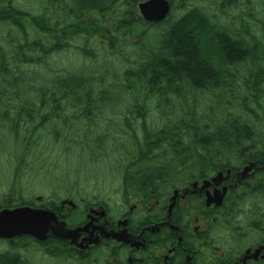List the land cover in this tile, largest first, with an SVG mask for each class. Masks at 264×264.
Segmentation results:
<instances>
[{"label": "trees", "instance_id": "16d2710c", "mask_svg": "<svg viewBox=\"0 0 264 264\" xmlns=\"http://www.w3.org/2000/svg\"><path fill=\"white\" fill-rule=\"evenodd\" d=\"M79 1L81 16L90 21L85 32L92 37L87 42L92 51L77 52L76 59L87 60L83 65L56 66L52 57L58 51L47 47L50 36L61 29L67 34L64 40L72 41L73 34L84 32L77 26V0H45L49 5L39 7L37 16L0 0L5 41L0 40V134L2 142L13 146L17 160L21 157L17 178L24 158L38 149L59 147L72 154L66 163L81 156L74 178L88 180L81 175L89 164L84 157L103 149L106 141L122 150L115 162L126 203L129 194L135 201L134 194L156 181L162 192L170 191L179 184L169 178L184 180L211 169L198 163L222 164L215 171L247 161L264 164V0L256 1L258 9L247 6L249 14L261 17L236 25L214 24L200 8L174 17L175 4L167 20L151 25L135 17L132 5L143 0H128L124 9L118 0ZM239 1L216 0L222 8L252 2ZM112 55L115 68L105 61L114 59ZM112 107L121 112L118 119L108 115ZM72 131L76 155L63 148ZM192 156L191 165L185 166ZM10 184L0 209L35 205L15 189L17 184ZM252 194H264V173L254 190L241 191ZM250 199H241L237 208L245 218ZM106 201L90 191L85 203L109 207ZM55 203L44 204L57 210ZM61 257L66 264L68 255Z\"/></svg>", "mask_w": 264, "mask_h": 264}, {"label": "flooded vegetation", "instance_id": "af4514ba", "mask_svg": "<svg viewBox=\"0 0 264 264\" xmlns=\"http://www.w3.org/2000/svg\"><path fill=\"white\" fill-rule=\"evenodd\" d=\"M167 1L171 7L178 2ZM76 4L77 26L84 32L73 34L72 41H66L67 34L60 29L57 36H50L49 50L74 54L92 51L87 44L92 37L85 32L90 21L80 14L81 2L77 0ZM105 14L108 21L112 20L110 12ZM250 163L255 166L242 177L240 172ZM188 165L191 164L185 166ZM197 166L211 169L184 180L169 178L179 184L170 191L162 192L156 181L134 194L135 201L130 200L131 194L127 203L120 197L114 208L86 205V199L65 195L57 210L47 209L54 212L56 222L45 240L31 236H25L26 241L22 240L24 237L0 240L6 244L0 245V264H40L46 259L64 264V254L68 255L66 264H264V194L241 195L247 187L254 190L264 173V164L247 161L241 166L224 165L216 171L213 168L222 164ZM219 173L224 179L215 185L212 179ZM218 194H222L220 203L214 201ZM245 198L252 201L249 211H243L247 218L239 210L240 201ZM43 202L42 197H36L35 205L30 207L46 209ZM22 241L25 245L16 244ZM36 255L40 257L32 259Z\"/></svg>", "mask_w": 264, "mask_h": 264}, {"label": "rangeland", "instance_id": "374dc122", "mask_svg": "<svg viewBox=\"0 0 264 264\" xmlns=\"http://www.w3.org/2000/svg\"><path fill=\"white\" fill-rule=\"evenodd\" d=\"M67 1V0H66ZM119 4L123 5L122 8H126L125 6H128L130 3L128 0H118ZM178 2L175 3V11L173 12L174 17L184 16L185 13H188L193 8H200L204 11L205 15L209 17V19L212 21V23H233V24H239L241 22H248L249 24H252L254 21L250 20L248 17H261L260 13L257 15L256 13H252L251 9H247V6L252 5V8L256 7V1L252 0L250 3L241 4V0L238 3V8H236V4H233L228 7L222 8L220 6V2H216V0H177ZM14 4H17L20 6L23 10H28L34 16L37 14V10L39 7H44L49 4H45V0H13ZM224 4V3H223ZM132 5V4H131ZM136 9V15L137 17V8L136 4L132 5ZM258 9V8H257ZM244 11V12H243ZM241 14V17L239 15ZM254 15V16H251ZM37 16V15H36ZM247 23V24H248ZM29 29V28H27ZM261 29V28H260ZM262 30L264 31V26H262ZM4 31L3 28L0 29V40L2 43H4V37H2V32ZM257 32V30H256ZM152 39V37H151ZM125 44V43H123ZM122 44V45H123ZM70 54H73V57H69ZM124 57H127L129 52L128 50H125ZM79 56L77 53H67V52H61L52 57V61H57L56 66H59L62 64H69L79 66L83 65L82 62H85L87 60H82L80 62L79 58L76 59V57ZM110 59H107L105 61H108L111 63L114 68L116 67V60L115 55H112ZM135 58L132 56L131 59ZM104 61V63H105ZM113 61V62H112ZM86 64V63H84ZM236 67L232 71L235 72ZM114 109V112L109 113L108 115H111L110 117H113L115 119H118V115H120V111L118 110V107H112ZM99 125V123H98ZM103 126V124H102ZM82 129V128H81ZM103 131L105 126L101 128ZM77 133V132H76ZM73 131L72 134L68 137H66V146H63V148L69 147L71 150H74L72 152L76 155L77 152V146L74 145V138ZM3 136L0 134V199L3 195H6L8 193V188L10 187V183H15L17 186L15 187L16 190L19 191V193L22 194L25 198L28 199H34L36 197H42L44 201L48 203H54L56 202V206L59 207V201L64 199L65 195H71L75 194L77 198H80L82 196L90 195V191L92 195L97 196L99 195V199L108 200L106 201L109 204L110 208H114L116 204L118 203V199H120V178H121V171L119 169H116V160L120 159V153L121 149L113 148L111 147V144L109 141H106V144L103 149H95L94 151H89L86 153L84 157V162L89 163L87 164L86 169L81 171V175L85 176L86 179H75L74 178V171L78 167V159H81V156L79 158H69V163H66V157L72 156V154H66V152H63L62 148L55 147L51 150H43L38 149L35 153L30 154L27 158H24V165L20 168L21 171L19 173L18 178L16 177V166L19 165V160L21 157L17 158L14 155V148L11 146L10 143H4L2 142ZM81 140V138H80ZM120 140H123L120 138ZM105 143V142H104ZM257 149V148H256ZM254 150V149H252ZM87 151V149H86ZM13 153V155H12ZM198 154V153H197ZM74 155V157H75ZM78 155V154H77ZM92 156V157H90ZM90 157V160L93 162H89L88 158ZM194 156L189 158L184 165L189 164L190 161H193ZM68 158V157H67ZM72 160V161H71ZM82 164V163H81ZM80 164V166H81ZM83 165V164H82ZM69 177H68V175ZM20 179V180H19ZM104 179H107L105 181ZM74 181V182H73ZM81 181H84L85 184L82 185ZM72 182V183H71ZM77 184L75 186V184ZM70 184H73V186L70 187ZM84 198V197H82ZM85 198V199H86ZM43 202V204L45 203ZM44 206L48 209L49 206ZM20 242V241H19ZM23 242V241H22ZM18 245H25V243H18ZM0 245H6L5 243L0 242ZM39 258V255L32 256V259ZM31 263H34L32 261ZM39 264V263H38ZM40 264H56V261L51 260H44V262H41Z\"/></svg>", "mask_w": 264, "mask_h": 264}, {"label": "water", "instance_id": "95a60500", "mask_svg": "<svg viewBox=\"0 0 264 264\" xmlns=\"http://www.w3.org/2000/svg\"><path fill=\"white\" fill-rule=\"evenodd\" d=\"M138 10L143 19L150 23L164 20L169 13V4L165 0H147L138 5ZM255 164L250 163L240 172L244 177ZM221 173L217 174L212 183L218 185L222 180ZM222 194H218L214 201L221 202ZM71 204L70 202H66ZM56 222L53 212L33 209L22 206L14 209H3L0 211V239L10 240L15 237L31 236L36 240L46 239L52 223Z\"/></svg>", "mask_w": 264, "mask_h": 264}]
</instances>
